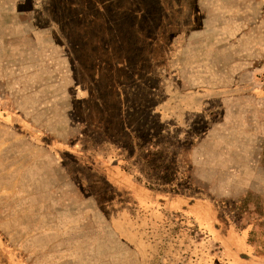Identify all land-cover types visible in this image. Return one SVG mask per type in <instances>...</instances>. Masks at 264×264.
<instances>
[{
	"label": "rangeland",
	"instance_id": "rangeland-1",
	"mask_svg": "<svg viewBox=\"0 0 264 264\" xmlns=\"http://www.w3.org/2000/svg\"><path fill=\"white\" fill-rule=\"evenodd\" d=\"M68 4L0 0V264H240L248 235L264 264V0H190L198 67Z\"/></svg>",
	"mask_w": 264,
	"mask_h": 264
},
{
	"label": "crops",
	"instance_id": "crops-1",
	"mask_svg": "<svg viewBox=\"0 0 264 264\" xmlns=\"http://www.w3.org/2000/svg\"><path fill=\"white\" fill-rule=\"evenodd\" d=\"M135 1L138 0H68V5L69 9L76 10V13H80V18H85V20L89 21L90 24L100 22L101 26L106 25L110 22V15L113 18L111 24L113 27H115V25H117L121 21V19L129 18L127 22L131 25L133 33L139 36V41L148 43L156 52L157 50L162 49L165 51L166 65H168L169 63L170 65L181 67H198L202 64V62L196 57V54L194 56L187 57L190 51L195 52L198 47L197 42H194L197 40V35L192 36L190 39L188 35L190 32L189 30H193V28L196 29V27L192 28V26H197L198 22L196 18L201 14L189 13L190 0H156L163 5L162 7L164 9V13H145L144 10L134 7L133 2ZM123 2H127L128 4H125ZM82 9H84V11ZM150 53L152 63L156 64V58L153 56L152 52ZM131 56V54L126 53L125 55L117 56L110 61H114V63L119 66L122 64H132L139 66L142 64L140 56L136 59L135 57L131 58ZM104 60L108 61V59L105 58L102 60L101 64ZM194 70H196V68L188 70V76H191L193 81L198 82L200 79L198 77V74L194 73ZM182 78L184 81L185 76ZM188 79L189 78H187L186 80ZM191 92L196 98L204 97L203 91L195 90ZM185 108L186 107L183 106V111L185 112H197L200 109V107L194 105L191 108ZM165 110H167V107H165ZM112 167L114 169L112 168L111 170H108L111 175L115 172L117 173L118 171H120L127 182H132V184L137 186L139 189H144L149 193L151 192L165 197L160 192L152 190L147 186L139 183L129 172L124 170L122 166L114 165ZM123 184L126 185V188H130V186L125 182ZM137 192L140 191L137 190ZM147 205V198H144L143 203L134 206V208L148 210L146 208ZM152 207L153 206L149 207V209H152ZM154 209L158 210V213L164 214L163 211L160 212L159 208L155 206ZM163 210L165 211V213L168 211H173L172 209L167 208L165 205L163 207ZM194 219L196 220L197 224L200 225L196 217H194ZM235 231L238 230L236 229ZM213 242L216 245H220V247H222L221 255L225 261V246L214 237ZM247 244L248 250L246 253L241 254L242 256H240V258L242 260L240 264H261L263 262V257L258 253L257 246L251 241L249 235L247 238Z\"/></svg>",
	"mask_w": 264,
	"mask_h": 264
},
{
	"label": "trees",
	"instance_id": "trees-1",
	"mask_svg": "<svg viewBox=\"0 0 264 264\" xmlns=\"http://www.w3.org/2000/svg\"><path fill=\"white\" fill-rule=\"evenodd\" d=\"M138 1H141V0H138ZM136 3H137V1H135ZM134 2V3H135ZM145 12V11H144ZM116 31H117V29H116ZM118 32V31H117ZM118 34V33H117ZM137 35V34H136ZM138 36V35H137ZM119 38H117L116 39V41L119 43ZM115 44L114 46H116L118 49L120 48V47H118L119 46V44ZM107 49H110V50H113V49H115L114 47H112V46H107ZM126 53H129V54H131L132 56H131V58H133V57H135L133 54H134V52H133V50H126L124 53H119L118 55L116 54V55H114L113 57H110V58H108V60L110 61V60H112L113 58H115V57H117V56H123V55H125ZM111 65H113V66H115V67H131V66H136V65H132V64H130V65H124V64H122V65H117V64H115L114 63V61H110L109 62ZM101 65V64H100ZM120 97H122V95L120 94ZM125 97V96H124ZM124 128H123V130H130L131 128L128 126V124H127V122H125L124 123V126H123ZM132 138V139H131ZM134 135H132V136H130V139L132 140V142H133V144H135V141H134ZM124 156V158H123V162L124 163H126V161L127 160H130V157H128L127 158V160H126V156L125 155H123ZM122 162V161H121ZM122 166V168L124 169V170H126L127 172H129L134 178H135V180H137L139 183H141L142 185H144V186H147L148 188H150V189H152V190H154L153 188H151V186H149V184L148 183H151L150 181H147V182H145V181H143L139 176H138V173L137 172H135V171H132L131 169L129 170L128 168H126L125 166H123L121 163L120 164H117L116 166Z\"/></svg>",
	"mask_w": 264,
	"mask_h": 264
}]
</instances>
